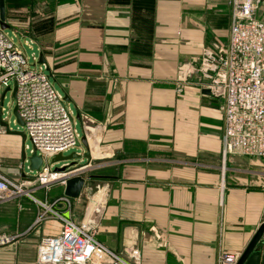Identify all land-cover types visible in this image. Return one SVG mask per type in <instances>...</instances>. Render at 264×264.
<instances>
[{"label": "crops", "instance_id": "0c3cea01", "mask_svg": "<svg viewBox=\"0 0 264 264\" xmlns=\"http://www.w3.org/2000/svg\"><path fill=\"white\" fill-rule=\"evenodd\" d=\"M3 2L75 125L78 114L96 124L88 142L77 120L80 151L70 154L79 157L63 163L87 165L70 198L73 217L92 213L85 188L104 183L96 240L128 263L217 264L221 252L241 254L264 222V160L222 157L220 101L204 93V53L225 41L228 0ZM2 93L1 170L21 182L32 178L22 161L26 138L9 126ZM28 189L31 197L0 201V237L11 238L0 245V264H36L40 240L59 233L51 212L35 219L44 210L38 202L51 205L65 186ZM93 260L110 262L101 252Z\"/></svg>", "mask_w": 264, "mask_h": 264}, {"label": "built area", "instance_id": "2783aa9c", "mask_svg": "<svg viewBox=\"0 0 264 264\" xmlns=\"http://www.w3.org/2000/svg\"><path fill=\"white\" fill-rule=\"evenodd\" d=\"M228 2L230 23L227 42L225 45H213L211 51L204 53V65L210 67H205L204 72L211 71L205 90L220 101L222 157L241 155L264 160V21L257 14L264 0ZM31 57L33 68L28 66L21 50L0 27V88L10 89V83L13 84V108L25 138L31 143L30 153H35L42 160L39 169L30 172L32 178L21 182L8 178L0 165V201L30 196L28 186L32 183L46 190L52 184L65 186L68 179L82 175L87 167L73 164L64 171L55 170L53 158L77 147L79 135L63 96L44 73L45 65ZM187 74L185 71L184 75ZM63 166L67 164L60 165ZM104 187L92 185L85 188V200L95 209L82 220L73 217L72 199L69 197H60L51 205L38 202L44 210L37 214L35 223L43 221L46 212H51L61 226L57 235L40 240L36 264H96L93 257L97 252L106 255L109 264H130L96 240L100 221L97 214L103 208ZM55 205H60V209H55ZM10 240L3 235L0 245ZM239 256L221 252L217 264H236ZM131 257L136 258L133 252Z\"/></svg>", "mask_w": 264, "mask_h": 264}, {"label": "water", "instance_id": "95a60500", "mask_svg": "<svg viewBox=\"0 0 264 264\" xmlns=\"http://www.w3.org/2000/svg\"><path fill=\"white\" fill-rule=\"evenodd\" d=\"M4 2L0 0V27L2 29H7L8 26L4 23ZM40 63H43L42 58L40 57ZM10 89L7 88L2 93V98L4 97L5 93ZM204 93L209 94L208 90H205ZM12 96H15V89L12 90ZM12 115L14 116L16 122L21 124L16 109H12ZM76 120L81 122L82 128L85 130V138L89 142L92 136V130L95 128V123L83 114L76 115ZM83 138L81 143L83 146L86 145V140ZM76 159L75 154H70L68 156H56L53 158L54 163L58 162H70ZM22 161L28 163V170L30 172L37 171L41 166V158L37 156L35 153H30V156L27 157L25 153L22 156ZM73 162L70 165L55 168L56 171H64L66 167L72 166ZM83 178L76 176L70 178L66 181L64 195L69 198H76L82 188L83 185ZM236 264H264V222H262L258 228L256 229L255 233L253 234L252 238L248 242L247 246L240 254Z\"/></svg>", "mask_w": 264, "mask_h": 264}, {"label": "rangeland", "instance_id": "374dc122", "mask_svg": "<svg viewBox=\"0 0 264 264\" xmlns=\"http://www.w3.org/2000/svg\"><path fill=\"white\" fill-rule=\"evenodd\" d=\"M228 3H229V2H228ZM262 6H264V3L260 5V8H259V9H261ZM13 14H14L16 17L19 15V13H18L17 11H13ZM257 14H259V17H260L261 19L264 20V9H261V11H260L259 13H257ZM4 19H5V20H4V23L8 26V28L5 29V32L7 33V35L9 36V38L12 39L13 44H14L15 46H17V47L21 50L22 54H23L24 57L27 59L28 66H29L30 68L35 67L31 55H32V53H34L35 56L38 57V54H39V53H38V50H37L36 45L33 44V45H32V48L30 49V48L25 44V41H28V38L22 36V35L18 32V31H21V30H22V29L20 28L19 24L14 25V24H12V23L9 22V20H8V16L5 15V7H4ZM215 35H217V33H216ZM218 35H219V34H218ZM218 35L216 36V38H217V39H221V37L218 38V37H219ZM227 35H228V30L223 31V36H222V37L225 38V41H223V40L221 41V40H220V41H221V42H220L219 40H216V41L212 44V46L218 44V43H216V42H218V41H219V43H220L221 45H225L226 42H227ZM218 45H219V44H218ZM36 67H37V66H36ZM44 73H45L46 75L49 76V79H50L51 83L53 84V86L63 94V92L61 91V88H60V86L58 85V83L55 82L54 79H53L52 77L50 78L49 72H48L47 70H44ZM0 89H1V91L3 92L6 88H0ZM12 89H13V84L10 83V90L7 91V92L5 93V95H4V97H3L4 99H3V105H2V107H3V109H4L5 116L8 118V121H9V123H10L9 126H10L12 129H14V130L18 129L19 131H22L23 128L20 127L19 125H16V123H14L15 118H14V116L12 115V109H13V104H12V102H13V98H14V97L12 96ZM76 130H77V132L79 133V136L82 137V133H83V132H82V129H81V125L78 123L77 120H76ZM22 133H23V132H22ZM23 134H24V133H23ZM80 137H79V140H80ZM24 145L28 146V148L25 149L24 152H25V155H26L27 157H29V156H30V150L32 149L31 143H30V141H29L28 139H26L25 142H24ZM81 147L84 148L83 145H81ZM78 151H80V146H77V147H74V148L71 149V150H68L67 152L63 153V156H67V155H69L70 153L78 152ZM63 163H65V162H58V163H55V164H54V168H59L60 165H62ZM66 164H67V165H70V163H66ZM75 164H76V163H75ZM27 167H28V163H26V172H27L28 174H30V176H32L33 174L30 173V171L28 170ZM94 185L100 188V187L104 186V183H99V184H94Z\"/></svg>", "mask_w": 264, "mask_h": 264}]
</instances>
